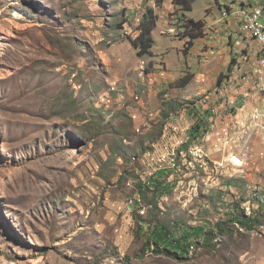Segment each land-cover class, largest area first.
Listing matches in <instances>:
<instances>
[{
    "label": "rangeland",
    "instance_id": "374dc122",
    "mask_svg": "<svg viewBox=\"0 0 264 264\" xmlns=\"http://www.w3.org/2000/svg\"><path fill=\"white\" fill-rule=\"evenodd\" d=\"M238 3L0 0V264H264V64L240 54ZM149 9L155 43L141 57L129 39ZM187 19L214 29L208 54ZM200 101L215 107L207 121L192 116ZM157 224L209 241L176 260L146 246Z\"/></svg>",
    "mask_w": 264,
    "mask_h": 264
},
{
    "label": "trees",
    "instance_id": "16d2710c",
    "mask_svg": "<svg viewBox=\"0 0 264 264\" xmlns=\"http://www.w3.org/2000/svg\"><path fill=\"white\" fill-rule=\"evenodd\" d=\"M162 1V0H160ZM197 0H175V4L183 11V12H192L193 11V4L194 2ZM216 3H219L221 1H225V0H214ZM235 2V1H234ZM261 0L256 1V0H239V3L237 5V7H244L245 9H250V7H254L257 3H260ZM264 2V1H262ZM263 4V3H261ZM260 5V4H259ZM250 6V7H248ZM185 15V14H184ZM127 21V20H126ZM185 25L183 26L185 29L184 32V36H187L186 38H189L190 43L194 44V42L197 39H200L203 37V23L201 20L199 21H195L193 19H187L185 21ZM157 24V17L153 14V11L151 9H149L142 18V23L140 26V33L137 36V38L135 39H129L132 47L137 48L138 49V55L139 56H151L152 55V49L154 47V40L152 37V32L154 30V28L156 27ZM223 29V32L226 33V36H228L231 39L232 34L234 33V30H231L227 25H221ZM222 32V33H223ZM240 36H242L243 38H245V46L242 48L240 54H242L244 56V60L245 61H249L251 59V57H254L255 60L259 59V56H261L262 54H260L259 51H255L249 40H251L248 35L245 34H240ZM248 37V38H247ZM238 40V38H236ZM248 40V41H247ZM187 49V47H186ZM190 50V49H189ZM254 53H256L254 55ZM233 60L235 61L236 58H233ZM234 71V70H233ZM231 71L229 74H226L223 78L220 77L219 81H218V85L219 88L222 89V87L228 83V81L231 78L232 72ZM193 79V75L188 74L186 76V78L183 79V84L180 86L181 88H185L187 85H189V83L192 81ZM224 79V80H223ZM237 85L235 83L232 82L231 85H229V87H226L223 90L222 94H219L220 99H218L217 101H224L226 102L227 99V94L226 91H230V89L232 88H236ZM240 98H243L242 94L240 96ZM216 101V102H217ZM215 102V103H216ZM214 103V104H215ZM234 104V103H233ZM202 107V111H206L204 113V111H201ZM197 110L193 109V114L192 116L198 120L200 118V115L203 116V118L205 119V121H207L208 119H211L213 115H215L214 110L215 107L212 105H205L203 104L201 101L198 102ZM200 114V115H199ZM202 118V119H203ZM203 119V121H204ZM200 122L196 123L194 126L191 127L190 131H189V138H188V142L187 145H190V140L191 138L195 141L197 139L200 138V134L202 133V130L205 128V124H199ZM161 178V176H157L154 180V182L152 183V185H154V187H156V190L159 191L160 194H165L168 192V189L166 190V188L162 187V183L159 181ZM144 187H141V193L144 194L145 191L143 190ZM236 218H231L230 222H237L243 226L246 227L247 229H251L253 226L256 225L257 220H255L253 217H243V215L241 216H235ZM177 225V223H175ZM219 230L221 232H225V229H223L221 226H218ZM140 229H142L144 231L143 227H140ZM209 233L205 231L204 228H187L184 229L180 235L177 237L174 235V232L169 230L166 226H163L161 224H157L154 226V228L148 232L147 231V240H146V246H149V248L153 249V252L158 253V254H164L167 255L168 257H171L173 259L176 260H185L186 256L188 255V253L190 252L191 248L193 246H196L200 243V241H202V243L204 242H208L209 241Z\"/></svg>",
    "mask_w": 264,
    "mask_h": 264
},
{
    "label": "built area",
    "instance_id": "2783aa9c",
    "mask_svg": "<svg viewBox=\"0 0 264 264\" xmlns=\"http://www.w3.org/2000/svg\"><path fill=\"white\" fill-rule=\"evenodd\" d=\"M259 6H257L258 8L250 7V9L247 10L250 23L248 25V28L246 29V33L237 32V34H245L248 35V37L250 35V37H255L257 39V43H259L258 50L262 54L261 59L262 64H264V3L260 4ZM245 12H243L242 14H244ZM248 78L249 76H246L242 80H246Z\"/></svg>",
    "mask_w": 264,
    "mask_h": 264
},
{
    "label": "crops",
    "instance_id": "0c3cea01",
    "mask_svg": "<svg viewBox=\"0 0 264 264\" xmlns=\"http://www.w3.org/2000/svg\"><path fill=\"white\" fill-rule=\"evenodd\" d=\"M245 12V11H244ZM202 23H203V37H204V34L205 35H207L208 34V36H206V37H202V38H200L201 40H196L195 42H194V44H193V48H194V50H195V52L196 53H198V57H201L200 56V54H199V52H203V47H205V46H207L208 45V48H209V51L208 50H206V51H204L203 53L206 55V54H208V52H210V49H211V46H212V44H213V32H212V30H214V29H212V28H210V25L209 24H207V21L205 20V21H202ZM209 31H210V33H209ZM217 32H219V35L221 36V34L222 35H225L226 36V33L225 32H223V29L222 28H218L217 29ZM223 32V33H222ZM235 36L236 37H241L240 36V34H235ZM251 41V40H250ZM229 43V42H228ZM196 44H197V46H200L201 48H200V50H198L197 48H196ZM241 52V51H240ZM238 55V54H237ZM229 57H231V56H229ZM232 57L233 58H235V56L234 55H232ZM230 59V58H229ZM253 59L255 60V58L254 57H251V59L248 61V62H252L253 61ZM228 61H226L225 63H227ZM190 75H193L194 76V74H190ZM193 79H194V77H193Z\"/></svg>",
    "mask_w": 264,
    "mask_h": 264
},
{
    "label": "bare ground",
    "instance_id": "6f19581e",
    "mask_svg": "<svg viewBox=\"0 0 264 264\" xmlns=\"http://www.w3.org/2000/svg\"><path fill=\"white\" fill-rule=\"evenodd\" d=\"M261 90H264V85L261 87Z\"/></svg>",
    "mask_w": 264,
    "mask_h": 264
}]
</instances>
